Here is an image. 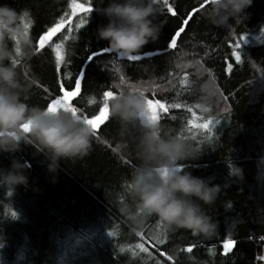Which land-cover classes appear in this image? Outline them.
I'll return each mask as SVG.
<instances>
[{
	"label": "trees",
	"instance_id": "16d2710c",
	"mask_svg": "<svg viewBox=\"0 0 264 264\" xmlns=\"http://www.w3.org/2000/svg\"><path fill=\"white\" fill-rule=\"evenodd\" d=\"M201 1L170 0L178 13L173 16L168 13L172 8L167 12L160 0L162 15L157 19L164 24L159 39L134 53L142 56L138 61L110 52L89 63V52L105 47L96 38L95 28L106 22L98 7L81 13L83 4L91 0H0L21 13L20 23L36 48L29 61L28 75L36 83L28 90V104L45 105L58 93V80L70 82L65 72H84L82 92L66 105L72 112L76 106L83 116L98 113L103 102L107 105L109 96L103 99L102 93L113 90L111 82L121 75L130 83L151 81L149 98L181 104L160 113L158 135L185 138L200 154L178 163L219 185L216 202L202 205L218 221L212 237L166 225L155 216H146L143 231L134 233L131 226L141 214L124 181L140 163L136 145L147 129L112 117L92 137L86 156L60 161L55 182L46 169V157L32 145L22 144L12 155L30 162L28 183L13 192L0 188V239L4 240L0 264H264V183L254 179L255 159L264 153V0H252L241 23L230 18L222 27L204 16L209 0ZM68 3L72 15L57 22L68 11ZM81 15L89 24L77 30L74 22ZM54 22L41 37L40 47L65 23L70 24L68 31L62 29L53 37L54 52L46 47L37 53L35 38ZM178 25L185 31L176 47L169 49L168 36ZM234 50L242 53L240 63L232 56ZM55 62L57 67L61 64L60 72ZM209 90L210 110L203 113L197 104ZM209 117L214 120L211 138L205 131ZM12 155L0 153V169L10 165ZM157 238L165 243L153 248ZM229 238L233 244L224 247ZM138 243L150 254L136 248Z\"/></svg>",
	"mask_w": 264,
	"mask_h": 264
},
{
	"label": "clouds",
	"instance_id": "9594fccd",
	"mask_svg": "<svg viewBox=\"0 0 264 264\" xmlns=\"http://www.w3.org/2000/svg\"><path fill=\"white\" fill-rule=\"evenodd\" d=\"M251 4L252 0H209L204 16L217 27L226 25L230 18L239 24L246 19V9ZM91 7L92 11L98 7V14L106 21L97 24L96 38L118 57L138 53L159 39L164 24L157 19L162 15L160 0H91ZM20 16L15 8L0 3V153L12 155L22 144L32 145L46 157V169L55 182L61 160L88 154L93 128L85 122L80 109L73 113L70 109L26 102L28 90L36 83L28 75L36 48L31 35L25 34ZM150 83L113 80V95L105 101L111 117L147 129L136 145L140 163L124 181L136 212L141 214L130 230L143 231L144 218L155 216L166 225L210 238L219 225L202 205L216 202L219 185L193 175L185 164L178 163L195 160L200 154L185 138L158 135V121L153 118L146 95ZM211 97L209 90L197 104L201 112L210 110ZM30 167L28 160L12 155L10 165L0 169V188L13 192L17 186L26 185ZM255 167V181L264 183V153L256 157ZM3 246L2 238L0 248Z\"/></svg>",
	"mask_w": 264,
	"mask_h": 264
},
{
	"label": "snow or ice",
	"instance_id": "6c2138e0",
	"mask_svg": "<svg viewBox=\"0 0 264 264\" xmlns=\"http://www.w3.org/2000/svg\"><path fill=\"white\" fill-rule=\"evenodd\" d=\"M163 4L166 5V11L167 12H168V8L169 7L172 8V12H168V13H172L173 16L178 15V13L174 11V6L170 3V0H163ZM91 11H92L91 4L86 5L84 3L83 4V11L81 13L82 14H84L85 12L90 13ZM192 11L194 12V11H196V9L193 8ZM71 15H72V10H71V7L69 6V3H68V11L65 12L63 15L59 16L57 22H59V21H66V20H68V17L71 16ZM186 15H191V13L190 12L189 13H186ZM73 17H72V21L70 22L71 26L73 24ZM57 22H54L50 26H47L46 29L41 34H38L37 37L35 38V45L37 47V53H39L40 51L45 50L46 47L47 48H50L52 50V52H54L53 51V47H54V45H56V42L53 41V37L56 34L61 33V30L62 29H64L65 31H68V28H69L70 24L69 23H65L64 24V27L61 28L60 31L55 32V34L52 35V39H50L47 44H44L42 47H40L39 42H40L41 37L45 33H47L50 28H53V25L57 24ZM77 22H79V27H76ZM187 23H188V21L181 20V24L186 25ZM88 24H89V20L84 15H81L78 18V20L74 22L75 29H77V30L82 29L83 27L87 26ZM29 31H30V29H29ZM184 31H185V28L178 25L169 34V36H168V42H167V47L169 49H172V48H175L176 47V45L178 43V37H180L181 34ZM241 39H242V36H241ZM236 47H237V45H236ZM107 53H110V52L105 47H102L99 50V52L96 51V50H92L86 56V60L89 63H91L99 55L107 54ZM233 53H235V55H233ZM144 55L148 56V55H152V53L151 52H145ZM232 56L235 57V60H236L237 63H240L241 62L242 53L240 51H235L234 50L232 52ZM127 58L130 61H138L140 59V57L138 55H134V54L131 55V56H128ZM231 68H232V65L229 64L228 65V69H231ZM55 69H56L57 72H60L61 64H60L59 67H57L56 66V62H55ZM63 76H64L65 79H68L69 77H71L70 82L65 83L64 80H58V82H57L58 83V89H59L58 93L55 94L54 96H52L46 102L45 105H47V106L48 105H52L54 101H56L58 98H63L66 94L69 96V102L70 101H74V98H77L78 97V94H80L82 92V86H83V81H84V72H77L76 74H72L70 72H65V73H63ZM184 76L187 78L188 73L185 72L184 73ZM119 79L125 80V77L123 75H121L119 77ZM180 83L181 84H184L185 83V80H181ZM47 91H49V90L47 89ZM112 95H113V90H104L103 93H102L103 99H104L105 96H109L110 97ZM149 103H153V104H157V105H163V109H159L158 108V110H157V114H156L157 121L160 119V113L161 112L167 113L170 108H177L178 109V108L181 107V104L180 103L168 104V103H165L162 99H158V98L157 99H153V98H149L148 97V104ZM70 104L73 105V103H70ZM77 109L78 108L76 106H73V108H72L73 112H76ZM102 111L104 113L103 115H101V112ZM189 111H191V109H189ZM83 118H84L85 122H87V123H90L93 120H96L97 121L96 126L93 128V136H95V135H97L98 130L100 129L101 125L106 124L112 117L109 115L108 106L103 102L102 106H100L98 108V113H94V114H90V115H84ZM189 120L187 121V124L189 126H192L189 123ZM208 120H209L208 127L205 129V131H207L210 134L208 137L211 138V130H212V125L214 123V120L211 117H209ZM12 216L15 217L16 216V213L13 212L12 213ZM109 235H112V233H109ZM141 235L142 234L140 233L138 235V237H140ZM261 239H264V237H262ZM164 243H165V240L164 239L157 238L155 241L152 242V247L153 248H157V245H163ZM226 244H228L230 246L231 244H233V240L231 238L226 239L224 241V247H225ZM135 247L138 248V249H140L144 253H149V249L147 247H145V245L143 243H138V244L135 245ZM191 248H192V246L189 245L188 246V251H191ZM121 251H123V249H121ZM160 254H161V256L165 255V253H163V252H161ZM168 258L171 259V256H169Z\"/></svg>",
	"mask_w": 264,
	"mask_h": 264
},
{
	"label": "rangeland",
	"instance_id": "374dc122",
	"mask_svg": "<svg viewBox=\"0 0 264 264\" xmlns=\"http://www.w3.org/2000/svg\"><path fill=\"white\" fill-rule=\"evenodd\" d=\"M204 0H202L201 2H203ZM102 16V15H101ZM191 65H189L188 67H190ZM189 69H192V70H195L196 68H189ZM126 82V84L127 83H130V82H128V81H125ZM149 86L150 85H148V89L150 90V88H149ZM150 91H152V90H150ZM147 94H149V92L147 91L146 92ZM62 101L61 100H59V101H55L54 103H53V105H51V107L50 108H60V106H61V103ZM149 105H150V107H151V110H152V113H153V118L154 119H156V114H157V108H156V106L154 105V104H152V103H149ZM65 108L67 109V106H65Z\"/></svg>",
	"mask_w": 264,
	"mask_h": 264
},
{
	"label": "water",
	"instance_id": "95a60500",
	"mask_svg": "<svg viewBox=\"0 0 264 264\" xmlns=\"http://www.w3.org/2000/svg\"><path fill=\"white\" fill-rule=\"evenodd\" d=\"M139 57L142 58V56H139ZM120 58L128 59L127 57H120ZM61 103H62L61 104L62 108H65V106L69 103V96L67 94L62 98V102ZM101 115H103V113H101ZM90 124H91L92 128H94L96 126V124H97V121L93 120L92 122H90Z\"/></svg>",
	"mask_w": 264,
	"mask_h": 264
}]
</instances>
